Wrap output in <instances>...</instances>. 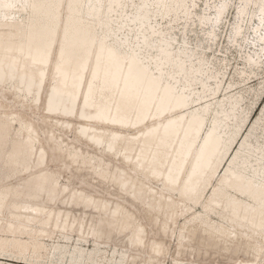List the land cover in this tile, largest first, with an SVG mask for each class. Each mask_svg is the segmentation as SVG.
Instances as JSON below:
<instances>
[{"label": "bare ground", "instance_id": "obj_1", "mask_svg": "<svg viewBox=\"0 0 264 264\" xmlns=\"http://www.w3.org/2000/svg\"><path fill=\"white\" fill-rule=\"evenodd\" d=\"M205 1L256 77L264 0ZM196 2L0 0V264H264L260 125L161 27Z\"/></svg>", "mask_w": 264, "mask_h": 264}, {"label": "rangeland", "instance_id": "obj_2", "mask_svg": "<svg viewBox=\"0 0 264 264\" xmlns=\"http://www.w3.org/2000/svg\"><path fill=\"white\" fill-rule=\"evenodd\" d=\"M127 1L128 4L131 2V0H127ZM132 1H137V0H132ZM206 3L208 4V2H206L205 0H197L193 8L194 11L190 16V21H188L187 25L183 26L182 24L183 22H177L174 24H166V26L164 24L161 25V27L163 28V30L166 31V33H170L171 35H173L172 37L175 38L173 47L176 48V51L180 46L185 44L184 46L185 48H187L186 50L189 51L190 53H193L195 55L194 56L195 58L200 57V59L202 58L204 60V64H205L204 67L210 68L212 70V73L211 72L210 73L213 76L219 78L221 77V75H224L223 87L231 83L232 85H234L236 91L233 92V94H235V96L242 97V101H241L242 110L245 109L247 110L248 121L246 127L248 125L249 126L252 125L255 122L254 123L255 126L260 125L259 132L264 136L263 134L264 133V120H263L264 119V112H263L264 111V69H263L264 64H262L260 69L257 70L256 77L249 79L245 82L241 81L242 78L238 73L244 67L242 65L243 64L242 60L244 59L245 55H247L248 53L253 54L255 47L251 45V40H248L246 43L242 44L243 46L240 48L239 45H241L242 41H240L237 44L238 46L235 45L234 47L231 48L230 44H228L227 42V38H225V35L227 34L228 37V33L230 32V30L228 31V27H226L225 31L224 29L222 30L223 31L222 32L223 36H221L222 39L220 41L218 39L216 41V44L212 43L208 39L210 24L204 25L203 27V25L199 23V17L201 16L210 17L211 15L210 13L213 10V9L212 10L209 9L207 13V11H205V9L207 8ZM209 6L212 7V4L209 3ZM233 11H234L233 9L230 10V14H229L230 16L228 18V22L231 23H232L231 14L233 13ZM211 18H213V16H211ZM243 25H244L243 30H246L247 26L245 24ZM181 31H183V33ZM219 34L221 35V30L219 31ZM237 54H239L240 57ZM248 71L250 72V70ZM250 76L253 77L252 75ZM217 78H210L209 80L204 81L207 89L214 88L216 81L219 80ZM199 87L200 85H197L195 88L197 89ZM221 93L222 92L220 91L217 94V98L221 95ZM208 94L209 92L206 93L205 95ZM33 118L36 119V116ZM64 181L65 180H62L60 183L64 184L63 183ZM89 246H91V243L87 244V247ZM1 262L5 263V261H1ZM8 263L10 264L11 262ZM166 264H170V263L167 262Z\"/></svg>", "mask_w": 264, "mask_h": 264}]
</instances>
